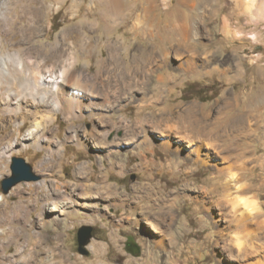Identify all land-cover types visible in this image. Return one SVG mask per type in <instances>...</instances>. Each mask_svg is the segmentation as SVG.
<instances>
[{
	"label": "rangeland",
	"instance_id": "374dc122",
	"mask_svg": "<svg viewBox=\"0 0 264 264\" xmlns=\"http://www.w3.org/2000/svg\"><path fill=\"white\" fill-rule=\"evenodd\" d=\"M104 1L25 0L36 8L46 5L43 27L26 44H20V35L12 30L4 37L0 27L5 53L21 49L38 61L48 58L44 72L58 73L63 62L75 61L68 78H94L99 90L103 85L111 96L115 93L105 118L91 117L88 101L74 118L57 112L45 130L44 143L54 142L49 152L24 139L30 116L23 112L25 123L20 126L22 114L0 111V152L9 146L0 156V182L11 175L13 157L25 159L40 177L17 184L7 195L0 184V264L264 262V238L254 239L251 256L231 245L233 214L218 204L221 176L215 167L203 166L193 156L180 158L179 168L168 166L172 156L160 149L161 134L151 130L157 118L172 113L180 123L193 113L208 124L241 115L240 142L251 152L242 159L244 169L232 170L246 185L240 196H254L264 208V0H126L128 10L113 22L100 18L109 8ZM150 4L154 8L148 21L143 13ZM188 19L194 27L195 73L180 68L178 52L187 58L194 47L180 46L184 31L174 28ZM17 22L16 27L28 23ZM110 41L118 47L117 62L101 67L97 62L108 59ZM160 75L162 82L157 81ZM19 85L28 89L30 83H15ZM156 86L162 88L159 100ZM99 100L91 107H98ZM203 107L209 110L207 116ZM142 128L150 129V145L137 143ZM236 128L229 127L221 146L231 142ZM183 145L187 151L189 146ZM204 151L214 156L213 150ZM58 192L72 204L62 212L46 210V196L55 198ZM53 214L58 222L47 223ZM261 218L263 222L264 210ZM82 226L93 227L86 247L89 256L78 252L77 231ZM261 228L264 233V225ZM38 233L45 236L43 244L33 242ZM129 238L139 247L136 255L126 245Z\"/></svg>",
	"mask_w": 264,
	"mask_h": 264
},
{
	"label": "bare ground",
	"instance_id": "6f19581e",
	"mask_svg": "<svg viewBox=\"0 0 264 264\" xmlns=\"http://www.w3.org/2000/svg\"><path fill=\"white\" fill-rule=\"evenodd\" d=\"M24 1L25 0H5L0 3V27L1 29L3 28V36L7 37L6 34L11 30L15 31V34L20 35L21 37L19 40L20 44L28 43L33 39L34 35L41 30L43 27L42 22L44 21V12L46 10L45 4L36 8L31 5L30 2L24 4ZM104 2L102 3L105 4V6H109V8H107L108 11H101L99 14L103 22H113L115 18L119 19L120 16L128 10V3L126 0H105ZM150 7L152 8L153 6L150 4L145 7V12L143 13V17L148 21L150 15L149 12H151V10H149ZM193 8L194 6L192 5L190 10ZM18 19L23 23L25 19H27L28 23L16 27ZM190 20L191 19H188L182 23L180 21L175 24L176 27L174 26V28H179V33L182 32V29L184 31L183 35L179 36L180 46L184 48H189L190 46L194 47L191 48V55L187 58L177 51L179 58L183 60L180 68L186 73H195L197 61L194 57V51L196 48L195 43H193L194 37H191L194 27ZM138 22L141 26H144L145 24V20L140 16H138ZM225 28L226 25L224 30ZM197 29L198 28H196V32ZM5 40L6 38L0 37V111L5 114L13 113L12 116H16L19 113L22 114V120L18 123L20 126L25 123L24 113L31 117V126L24 135L25 140L30 141L34 146L43 148L49 152L54 142L47 140L44 143V135L46 134L45 130L55 121L57 112H63L67 118H74L77 115H81L84 101H88V114L91 117L96 119H100L101 117L105 118L111 112V103L115 98V93H112L113 96L110 95L111 89L108 91L102 85L99 90L97 87V80L95 81L94 78L86 77L87 79L82 81L81 77L79 75L75 76L73 72L71 78H68L69 69L74 66L73 63H75V61L69 62L68 60V62H63L62 66L60 65L61 70L59 69L60 71L58 73H54L53 69H48V71L44 72L48 58H42V60L38 61L36 57L34 58L32 56V52L26 53L21 49L15 51L7 50V53H5L3 50V42ZM107 47V49H109L108 59L102 58L97 62L101 67L107 65L110 66V64L117 62L116 52L119 51L118 47H115L112 44V41L107 42ZM60 56L61 54L56 56L55 59L60 58ZM135 59L136 57L133 56L132 60L134 61ZM56 61L59 62L58 59ZM163 77L160 75L157 81L162 82L164 79ZM22 81L30 83L28 89H24L20 85L19 87H15V83ZM161 89L160 86L153 88L157 100L160 99L158 98V94ZM97 98H100L98 101L99 105L98 107L94 105V108H92V105L90 104L91 102L94 104L93 101L97 100ZM74 101L76 105H72ZM203 114L207 116L209 110H205L203 107ZM171 116L165 119L162 117L157 118L152 125L153 129H151L156 130V132L161 134L162 139L159 142L160 149L172 156L171 160L167 159V165L170 167L172 165H175L176 167L180 166L182 160L191 159L193 156L195 157L193 159L195 162H199L203 166L212 165L215 167L216 172L218 173L217 175L221 176L219 188L221 189L222 194L218 200V204L221 205V207L230 209V212L233 214L230 222L233 224L232 227H234V234H239L241 237L244 235L243 240L245 241V244L240 249H243L244 252L248 254H246L247 256H251L250 254L254 252V247L256 246L254 239L264 238V233L261 232V225H264V221H261L262 211L254 215L245 214L236 202L237 197H243L240 196L239 193L245 190L246 185H241L239 176H237L236 172H233L232 169H244L246 161H243L242 159L251 152L250 149H243V144L240 142L243 134V132H241V126L243 123V121H241V115H238L237 119L234 118L233 120L226 122H223V119L218 118L211 124L206 123L204 120L200 121L193 113H189L184 119L182 118L183 120L181 123L179 117L174 119ZM237 120L238 122H235ZM233 125H237L233 134L234 137L232 140L230 139L231 142L228 145L221 146V140L223 141L224 138L228 136L227 131L229 130V127L231 128ZM142 131V138L139 142H135L150 145L151 142L148 136L150 129L142 128ZM78 143H81L80 138H78ZM183 144L189 146L187 151L184 150L185 147ZM204 148H206V150H213L215 157H210V152L212 151H204ZM8 149L9 146H6L4 150L0 152V156ZM219 154L223 155L221 160L217 158ZM183 155H185V157H182ZM49 158L50 157H47L45 160ZM180 158H182L181 161H179ZM261 160H264V157H262ZM102 183L105 186V182L103 181ZM38 186L39 188H42L41 184ZM60 196V192L57 193L55 198H52L49 195L46 196L45 209L48 211L59 210L62 212L64 207L72 204V201L69 199L61 200ZM251 198L255 199L254 196H251ZM1 200L2 197L0 196V201ZM46 222H58L57 215L53 214L49 220H46ZM255 224L259 225V227H257L256 230L254 229L255 231H249L248 227ZM238 228H243V231H239ZM44 239L45 236L42 233H38L35 234V240L33 242L36 244H43ZM159 243L161 244V242ZM254 264H264V262L257 261Z\"/></svg>",
	"mask_w": 264,
	"mask_h": 264
},
{
	"label": "water",
	"instance_id": "95a60500",
	"mask_svg": "<svg viewBox=\"0 0 264 264\" xmlns=\"http://www.w3.org/2000/svg\"><path fill=\"white\" fill-rule=\"evenodd\" d=\"M10 171L11 175L0 182L1 192L4 195H7L10 190L19 183L37 181L40 179V177L34 173L32 166L23 158L13 157L11 159ZM92 238L93 227L82 226L78 229L77 243L79 254L89 256L90 253L86 247ZM126 245L128 246L129 252L132 255L139 253V247L131 238H129V241L126 243Z\"/></svg>",
	"mask_w": 264,
	"mask_h": 264
},
{
	"label": "clouds",
	"instance_id": "9594fccd",
	"mask_svg": "<svg viewBox=\"0 0 264 264\" xmlns=\"http://www.w3.org/2000/svg\"><path fill=\"white\" fill-rule=\"evenodd\" d=\"M236 202L243 212L248 215H254L264 210L260 203L251 197H237ZM230 243L233 247L240 249L244 246L245 241L239 234H233Z\"/></svg>",
	"mask_w": 264,
	"mask_h": 264
}]
</instances>
